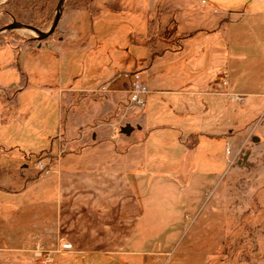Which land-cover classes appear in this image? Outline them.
Listing matches in <instances>:
<instances>
[{"label":"crops","instance_id":"obj_1","mask_svg":"<svg viewBox=\"0 0 264 264\" xmlns=\"http://www.w3.org/2000/svg\"><path fill=\"white\" fill-rule=\"evenodd\" d=\"M89 6L92 10H83L74 21L75 37L45 47L53 55L71 47L91 51V34L83 30L85 13L90 20L112 14L122 18L127 28L122 50L134 58L132 72L143 73L149 91L137 119L140 129L135 128L141 139L125 153L112 149L115 154L109 155L104 148L120 141L126 115L137 113L122 108L126 93L121 74L101 75L77 89L57 85L56 93H49L57 101L62 92L75 93L79 103L99 92L101 101L95 102L105 108L58 110L55 136L45 148L23 140L25 133L20 140L0 141V243H27L34 228L51 224L54 238L71 246L56 256L55 264L71 257L93 264L99 258L145 264L175 243L167 245L166 238L160 242L155 198L144 201L142 185L128 180L129 170L163 168L186 179L197 170L196 162L214 165L225 159L226 141L237 138L249 116L234 118L236 108L230 111L217 94L224 91L222 71L229 75L231 92L252 99V116L260 110L252 122L264 113V0H92ZM120 96H125L123 102ZM154 134L169 135L164 140L179 146L180 158L169 160L167 155L158 159L167 165H148L158 161L148 155L143 159L137 149ZM132 148L134 153L128 154ZM38 154L36 161L46 164V173L36 170V161L32 167L27 164ZM166 220L167 226L171 222ZM8 247L0 253L18 252Z\"/></svg>","mask_w":264,"mask_h":264},{"label":"rangeland","instance_id":"obj_2","mask_svg":"<svg viewBox=\"0 0 264 264\" xmlns=\"http://www.w3.org/2000/svg\"><path fill=\"white\" fill-rule=\"evenodd\" d=\"M6 1L8 0H0V28L12 21L28 24L32 13L27 7L29 0H15L17 12L21 16L17 20H13L7 13L8 9L3 5ZM91 1H64L56 28L43 40L36 33H28L25 29L0 33V141L20 140L25 133L23 140L48 147L52 141L50 138L55 136L58 110H90L97 108V105L101 110L105 108V105L101 107L95 102L101 101L99 92L92 93L87 100L80 103L75 93L62 92L58 103L49 94L56 93L57 85H68L70 89H77L82 87V83L90 86L101 75L111 77L134 71L135 60L122 50L126 48L124 40L120 43L123 37L126 38V25L121 24L123 19L114 14L109 17L101 15L103 17L93 20L88 18L87 13L83 16V30L85 34H91V51H88L89 48L73 50L71 47L64 50V54L53 55L48 52L45 45L53 47L63 39L75 37L74 21L83 10H92L89 6ZM54 6L50 22L46 27L37 29L45 31L50 26ZM30 38H38L33 41L32 47L39 45L41 48L27 49L25 40ZM60 58L63 60L60 61ZM25 83L30 87H26ZM223 92L217 94L223 95ZM223 96L229 103L230 111L236 108L234 113L231 112L234 118H243L246 115L249 117L243 122L247 126L236 134L237 138L226 141L224 150L229 144L230 152L224 153L225 159H220L219 164L196 162L197 170L189 173V178L186 179L163 168L159 171L141 170L135 174L129 170L128 180L142 185L144 201L151 199L150 195L155 198L153 214L155 221L161 224L160 242L166 238L167 245L175 243L158 259H145V264H264V113L252 122L260 112L258 110L252 116V99L236 105L226 95ZM124 97L120 96V102L124 101ZM124 106L122 103L123 110ZM140 112L135 113L134 117L126 115V120L121 125L129 123L134 127L133 131L129 136L118 135L120 141L110 145L112 147H104L106 150L103 149L102 154L107 151L109 155H114L112 149L125 153L130 144L141 139V133L135 130L141 117ZM45 133L47 139L44 137ZM253 136L258 137L259 141L253 143ZM168 138L169 135L166 134L149 136L146 144L137 151H140L139 155L145 160L146 155L149 160L163 161L167 155L169 160H178L179 146L166 141ZM113 139L114 137L111 138ZM132 150L133 148L128 154H133ZM34 159L27 163L29 167L39 158ZM160 161L148 165H167ZM212 166L218 168H207ZM143 167H147V164L143 163ZM166 217L171 222L167 226ZM50 226L53 225L49 224L43 229L34 228L27 243H0V248L6 249L10 246L18 250L0 253V264H55L56 256L69 250L54 252L60 248L62 242L54 238V228ZM40 241L43 244L42 250L49 253L52 259L50 263H43L34 254ZM167 245L165 248L169 247ZM91 261L71 257L69 261L62 258L59 264H93ZM93 261L95 264H118V259L114 258Z\"/></svg>","mask_w":264,"mask_h":264},{"label":"built area","instance_id":"obj_3","mask_svg":"<svg viewBox=\"0 0 264 264\" xmlns=\"http://www.w3.org/2000/svg\"><path fill=\"white\" fill-rule=\"evenodd\" d=\"M201 4H205V0H200ZM121 76L125 79L126 83V103L124 106L125 111H142L145 107V97L149 93L148 88L144 82L143 79V73L140 71L132 72V73H123ZM219 82L221 86L224 88V92L221 93L223 95H226L228 100L236 105L244 104L245 102V95L231 92L229 90V75L226 71H222L220 73ZM230 147L229 144L225 147L226 154H229ZM46 164L37 161L36 162V169L40 172L46 171ZM42 242H38L36 246V251L34 254L37 257H40L42 259L43 263H50L52 259L49 257V253L42 250ZM71 246L70 244L66 242H62L60 248L55 250V253L61 252V251H67L70 250Z\"/></svg>","mask_w":264,"mask_h":264},{"label":"trees","instance_id":"obj_4","mask_svg":"<svg viewBox=\"0 0 264 264\" xmlns=\"http://www.w3.org/2000/svg\"><path fill=\"white\" fill-rule=\"evenodd\" d=\"M66 1V0H64ZM58 0H29L27 2V7H29L32 11L28 24L30 26H33L35 28H42L46 27V25L51 20V14H52V6L56 5ZM8 9V14L11 16L13 20L20 19V15L17 12V5L15 3V0H8L3 4ZM55 7V6H54ZM37 40V38H30L25 40L26 45L28 47L32 46L33 41ZM41 155H35L34 157L37 159ZM168 264V262L166 263Z\"/></svg>","mask_w":264,"mask_h":264},{"label":"water","instance_id":"obj_5","mask_svg":"<svg viewBox=\"0 0 264 264\" xmlns=\"http://www.w3.org/2000/svg\"><path fill=\"white\" fill-rule=\"evenodd\" d=\"M63 2H64V0H58L56 7H55L54 16L52 18L51 24L47 28V30H45V31L39 30V29H37L33 26H30L28 24H24V23L17 22V21H12L11 23L2 26L0 28V33H2L3 31H8V30L25 29V30H29L33 33H36L38 35V38L43 40V39L47 38L48 36H50L53 33L54 29L56 28L57 23L60 19L61 7H62ZM135 128L140 129V127L138 125L135 126ZM133 129H134V127H132L129 123H126L119 128V133L121 135H124V136H129L130 133L133 131ZM251 141L253 143L258 142L259 138L256 136H253L251 138ZM245 158L246 157H244V159Z\"/></svg>","mask_w":264,"mask_h":264},{"label":"bare ground","instance_id":"obj_6","mask_svg":"<svg viewBox=\"0 0 264 264\" xmlns=\"http://www.w3.org/2000/svg\"><path fill=\"white\" fill-rule=\"evenodd\" d=\"M24 31H26V32H28V33H31V31H29V30H24Z\"/></svg>","mask_w":264,"mask_h":264}]
</instances>
